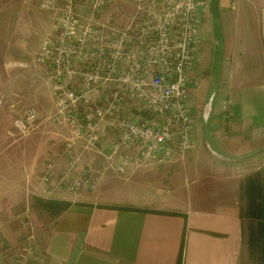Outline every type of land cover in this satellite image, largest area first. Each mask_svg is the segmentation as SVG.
Listing matches in <instances>:
<instances>
[{"label": "crops", "instance_id": "crops-1", "mask_svg": "<svg viewBox=\"0 0 264 264\" xmlns=\"http://www.w3.org/2000/svg\"><path fill=\"white\" fill-rule=\"evenodd\" d=\"M76 10L90 15L88 0H80ZM134 12L131 2L114 0L96 17L122 27ZM219 13L234 24L236 39L234 49L226 51L230 60L223 55L228 67L232 59H237L241 71L236 70L238 74L232 78L226 76L218 96L215 92L211 95L210 122L204 124L211 126L213 122L214 127L203 132L204 139L199 136L204 149L193 147L184 162L164 165L156 173L148 166L130 167L129 171L135 170L133 179L124 186L148 187L151 193L134 194L128 204L115 203L114 195L102 190L55 194L50 201L66 207L56 214L45 209L50 219L40 220L45 212L28 209L21 211L23 222L18 216L13 219V201L21 195L3 187L0 264H241L242 188L250 173L243 168L234 170L232 167L242 162L222 161L206 146L226 158L242 157L264 146V0H219ZM54 17L55 12L43 10L39 0H0V71L6 74L9 88V100L0 101V171L25 185L24 197L29 193L42 201L47 195L41 181L46 164L54 162L57 172L65 167V144L74 139L69 125L46 123L56 103L45 74L46 64L37 62V54L57 39ZM191 75H196L193 70ZM188 87L190 90L192 81ZM19 100H29L35 107L39 124L23 143L15 144L17 139L14 142L7 129ZM135 103H131L132 108ZM107 136L85 153V162L96 169L104 164L103 155L108 154L114 138L112 133ZM74 141V154L80 153L84 141ZM200 141L197 139V143ZM14 151H19L22 158L16 159ZM106 168L98 185L110 178L108 173H116L109 165ZM184 175L189 182L183 179L179 187H187L183 188L186 194H177V182L182 183ZM3 201H9L12 207H2ZM26 219L32 222L30 226H26Z\"/></svg>", "mask_w": 264, "mask_h": 264}, {"label": "built area", "instance_id": "built-area-1", "mask_svg": "<svg viewBox=\"0 0 264 264\" xmlns=\"http://www.w3.org/2000/svg\"><path fill=\"white\" fill-rule=\"evenodd\" d=\"M79 1L57 6L59 0H39L43 10L55 12L57 32L37 54L49 65L56 103L48 121L69 125L73 138L84 141L76 154L74 139L66 142L68 163L60 171L46 164L45 200L95 191L106 165L118 174L132 166L169 165L194 146L188 84L209 0H127L135 12L122 27L96 17L114 0H88L90 15L76 10ZM37 119L34 107L25 110L14 120L17 134L27 137ZM111 133L104 164L96 169L85 153Z\"/></svg>", "mask_w": 264, "mask_h": 264}, {"label": "rangeland", "instance_id": "rangeland-1", "mask_svg": "<svg viewBox=\"0 0 264 264\" xmlns=\"http://www.w3.org/2000/svg\"><path fill=\"white\" fill-rule=\"evenodd\" d=\"M201 27L199 28L198 35L200 38V41L198 43V48L197 49V58L199 59L198 63H196V60L194 62L193 66V72L196 74L192 76L190 74L189 81H192V87L190 90H188V105L191 113V117L193 120V127H194V146L193 147H200L203 148L202 146V141L199 136H203L204 139V134L203 132L206 133L208 127L213 128L214 123L212 122L211 126H208V124H204L202 117H203V109L205 104L208 102L210 96L215 92L216 97L218 96V93L224 86V80L226 76H229V78H232L233 76L237 75L238 73L236 70L241 71V67L239 62H237V59H232L231 60V65L228 67V60H230V55H226V51L232 47L230 50L234 49V46L236 44L235 42V37H234V24H232L231 20H226L225 17L220 16L219 19L214 20L209 13L207 14H201ZM218 26L220 28L219 35H216V29L215 27ZM216 39H219L218 43ZM225 52V53H224ZM228 57V60L226 61V57ZM35 61V60H34ZM38 62V61H37ZM34 64H41L40 62ZM49 65H45V74L47 76L48 71H49ZM229 70V73L227 75V71ZM6 75V74H5ZM5 75L0 71V101L3 98H8L7 89L6 88V78ZM192 76V77H191ZM224 89V88H223ZM10 92V91H9ZM51 92H52V97H53V87L51 86ZM54 101V100H53ZM215 101V100H214ZM12 104H14V101L12 100ZM30 107V102L29 100H23V101H18V104L14 106L12 112V121L10 120L8 124V129L7 131L9 134L13 135L14 137L12 140L15 142V138L17 139L15 144H21L25 141V138H21L19 134H17V130L14 127V120L18 117L21 116L22 113L25 112ZM35 108V107H34ZM212 115V114H211ZM211 117V116H210ZM12 122V123H11ZM210 122V120H209ZM50 125H53L52 122H46ZM39 124V115L37 119L36 125ZM30 133L29 135H31ZM28 135V136H29ZM27 136V137H28ZM108 137V136H106ZM206 137V136H205ZM200 141V144L197 143ZM198 144V145H197ZM204 149V148H203ZM212 150L214 149L213 147L211 148ZM193 150V149H192ZM215 151V150H213ZM16 159L22 158V155L20 154L19 151H14L13 153ZM19 154V155H17ZM187 155V154H186ZM186 157V156H185ZM184 157V159H185ZM184 159L182 161H177L178 163L184 162ZM43 158H40V162H42ZM6 162V161H5ZM172 163V164H176ZM87 163L90 164V162L87 161ZM239 165H234L232 168L234 170H241L242 168L246 173H250V175H255V173H261L264 169V155L255 159H252L250 161H242V163H238ZM92 165V164H91ZM148 166V168L152 169L154 173H156L160 168H163L164 166H158L155 164H144L141 167ZM166 166V165H165ZM160 167V168H159ZM135 170L131 171H126L123 174H118V173H108V176L110 177L109 179L106 178V180L100 183L98 185L97 189L93 192L102 190V193H105L106 195L113 194L115 198V203H121V204H128L129 199L133 200L134 194L142 196V195H149L151 191H149L148 187H141L139 185H128L124 186V182H130L132 181V173ZM182 171V170H181ZM248 171V172H247ZM2 172L0 171V181H2L0 185V189L4 190V188H8V190H12L14 194L19 193L21 197H19V200L13 201V207L12 204L10 205L9 201H3L2 202V207L3 206H11L12 211L11 215L14 216L13 219L16 220V216H18L19 222H23V216L21 211L27 210H32L33 213H40L42 210L43 213L40 215V220L43 217V219H50V215L44 211L45 209L41 206L44 201L40 200V197H35L31 194L28 193L24 197V187L22 184L16 183L14 178H12L10 175L5 176L3 175ZM2 177V178H1ZM130 177V178H129ZM141 179L143 178V175L141 174L139 176ZM183 179L188 183L189 181L186 180V176L184 175L183 178H181V182H177L176 187H179L180 185H183ZM15 181V182H12ZM11 182V183H10ZM121 185V186H120ZM120 186L119 188H116ZM4 187V188H3ZM31 188V186H29ZM180 190L177 194H186V191L183 188L187 187H179ZM17 189V190H16ZM33 189V188H32ZM135 190V193L133 192ZM83 193V192H80ZM62 194H69L67 192H64ZM153 194V193H152ZM71 195V194H69ZM112 195V196H113ZM4 197V196H3ZM26 198V200H24ZM55 203V201H52ZM138 203H142L141 200H137ZM49 203V202H48ZM10 207V208H11ZM25 215V214H24ZM30 216V215H29ZM30 218H33L32 216ZM3 221V220H2ZM29 221V220H28ZM26 219V226H30L31 223L28 222ZM248 221L244 220V225L246 226ZM25 226V228H26ZM18 229H20L19 226H17ZM28 235H31L29 232ZM26 237V236H25ZM22 240V239H21ZM20 241V240H19ZM21 242V241H20ZM19 257V255H18ZM241 264H253L247 257L245 248L243 249L242 253V259H241Z\"/></svg>", "mask_w": 264, "mask_h": 264}, {"label": "trees", "instance_id": "trees-1", "mask_svg": "<svg viewBox=\"0 0 264 264\" xmlns=\"http://www.w3.org/2000/svg\"><path fill=\"white\" fill-rule=\"evenodd\" d=\"M242 196L244 198L242 220L248 221L247 225H244V248L253 264H264V169L261 173L246 177ZM43 201L45 203L41 206L54 214L66 207L64 203H54L45 199Z\"/></svg>", "mask_w": 264, "mask_h": 264}, {"label": "water", "instance_id": "water-1", "mask_svg": "<svg viewBox=\"0 0 264 264\" xmlns=\"http://www.w3.org/2000/svg\"><path fill=\"white\" fill-rule=\"evenodd\" d=\"M208 13L210 14V16L214 19L217 20L220 17V13H219V0H209V6H208ZM216 29V35H219V31L220 28L218 26L215 27ZM217 43L219 41V39H216ZM212 105H213V96H211L208 100V102L205 104L204 109H203V122L207 123L209 120V116L210 113L212 111ZM208 152L219 158L222 161H227V162H242V161H249L252 159H255L257 157H260L262 155H264V146L254 152H252L251 154L242 156V157H238V158H226L223 157L219 154H217L215 151H213L210 146H206Z\"/></svg>", "mask_w": 264, "mask_h": 264}]
</instances>
